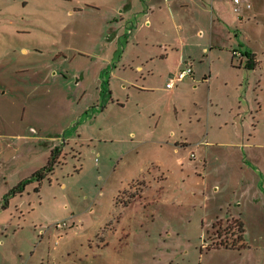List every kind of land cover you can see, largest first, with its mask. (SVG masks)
<instances>
[{"label":"rangeland","instance_id":"obj_1","mask_svg":"<svg viewBox=\"0 0 264 264\" xmlns=\"http://www.w3.org/2000/svg\"><path fill=\"white\" fill-rule=\"evenodd\" d=\"M121 1L0 0V204H10L0 218V264H257L262 251L212 247L234 241L231 195L216 191L214 160L203 162L209 151L250 152L264 164V0H252L249 33L235 23L232 44L203 58L212 79L197 92L180 85L174 100L121 82L124 67L141 83L144 65L164 88L175 73L159 56L162 32L134 40L141 13L122 22L114 10ZM216 1L226 9L231 0ZM255 41L253 67L241 55ZM110 97L115 104L99 109ZM62 222L66 230L52 228Z\"/></svg>","mask_w":264,"mask_h":264},{"label":"crops","instance_id":"obj_2","mask_svg":"<svg viewBox=\"0 0 264 264\" xmlns=\"http://www.w3.org/2000/svg\"><path fill=\"white\" fill-rule=\"evenodd\" d=\"M207 4V0H124L123 2L121 1L120 4L117 2L114 10L118 13L122 22H129L131 15L137 16V14L141 13V19L143 21L141 26H136L137 28H140L137 29V33L133 38L134 40L140 41L143 39L145 42H150L152 39V34L150 32H162L159 33L157 38L160 42L157 45L163 46V53L161 52L162 55L160 54L159 56L162 58L161 60L166 62H170L171 60L173 68H175V73L169 74L167 77L168 80L172 79L174 75L181 70H185L189 67L193 70V74L188 76L184 81L177 82L173 90H168L166 87L164 88L163 81L161 82L162 86H156L154 81L149 82V78L153 76V71L149 68L146 69L144 65H139L137 67V70L143 76V81H141V83H138L139 81L134 79L131 74H127L126 67L123 69L126 80L121 82H126L133 90H137V86H141L146 93L152 92V90L161 91L164 89L171 100L176 99V96L180 93V88H178L180 85L189 88L193 87V90L197 92V89L199 90L204 83L209 82L210 78L212 79V76H209L208 78L206 71L201 72V66L204 61L203 58L206 57L208 51H213L215 48H220L223 51L224 48H228V46L232 44L228 42L233 41L230 29L235 26V23L241 25L245 34L249 33V30L245 29V27L250 24V22H246L251 18L250 11L254 9V4L252 3V0H241L239 13L235 12L236 6L233 0L229 2V6L226 9L221 1L214 0L213 6L211 7L212 10ZM246 5L250 6V10L246 8ZM260 9H258V11H260ZM230 13H232V15H230ZM132 34L133 30H129V35ZM154 40L155 38L152 40V43ZM253 44L255 49L247 44L248 50L245 52L244 56L243 54L241 55V59L242 61L243 59L253 60L255 63L254 67H256V57L258 52L257 41L253 42ZM233 56L237 57L238 51H233ZM149 61H154V58L151 60L149 58L148 60L145 59L143 64H149ZM125 65L128 67L134 66L135 60L128 61ZM210 68L212 69L211 74H213L212 65ZM86 81L87 76L78 77L77 87H83L86 85ZM167 83L168 81L166 84ZM99 85L100 80L97 78V94H99L100 90ZM89 91H91V89L89 90L87 86L83 92L87 95L90 93ZM209 92L211 98L212 88H209ZM112 93L113 92H110L109 96ZM110 101L112 105L115 104L112 97H110L109 101H106L103 107H99V109L106 110ZM117 104L121 107L128 105L123 102L122 98L117 99ZM168 112H171V109H169ZM141 142L149 143L146 139ZM151 142L153 144L159 143V141L155 140ZM163 143L165 142L163 141ZM178 144V142L175 143V145ZM182 145L187 147L188 143L182 141ZM55 149L56 152L59 151L58 147ZM255 155L259 159H262L260 158V154ZM258 158L250 156V152L244 153L241 156L240 154L228 155L224 153H216L212 158L209 151V158H206L203 162L205 163L208 160L211 162V160H214L215 165H212V167L213 174L216 176V191H227V193L231 195V198L226 201V203L230 202L229 206L231 207V211L229 210L228 213L229 222H232L233 224L238 221L244 225V241L240 245H237L236 248H225L227 250L237 251L241 255L246 253V251H248V254H251L250 251L252 250L264 252V247H253L248 241V239L264 241V164L257 162L256 160ZM194 159H196V156ZM228 159H235L237 161L243 159L244 164L239 162L237 163V167L221 166V164ZM251 174L255 177L253 179L254 182L261 177L262 181L259 179L261 183L260 188L256 185L252 186L251 181H249V175ZM222 176L224 177L223 180H226V185L224 187L217 183L222 181L219 178ZM22 182L23 181L18 183V185L22 186ZM204 183L207 192L208 185L206 179L204 180ZM9 207V200H5L4 203L2 202V204H0V218L4 217L3 215ZM205 209L207 210L206 206ZM70 217H75V215H71ZM44 235L45 233L42 234V236ZM63 237L64 236H62L61 239H63ZM235 238L236 236L232 237L231 235L232 240ZM255 255L258 256L256 253ZM22 258L23 256L21 254L18 259L20 260ZM260 261H264V259L262 257L256 259L257 264H260ZM20 262L21 261H18L17 264H20Z\"/></svg>","mask_w":264,"mask_h":264},{"label":"trees","instance_id":"obj_3","mask_svg":"<svg viewBox=\"0 0 264 264\" xmlns=\"http://www.w3.org/2000/svg\"><path fill=\"white\" fill-rule=\"evenodd\" d=\"M249 64L252 65L253 67L255 66V63L253 62V60H249ZM55 156V155H54ZM53 158V157H52ZM52 161V159H51ZM51 166V162L49 163L48 165V168L47 169H44L43 171H40L38 172L36 175H35V178L38 179V181H42L43 178L49 173L52 172V168H50ZM134 197V196H133ZM233 229V230H232ZM230 231H235V232H232L231 235L232 237L233 236H236L235 239H233L234 241L231 243L229 242H221V243H218V244H213L212 247L213 248H236L237 245H240L243 241H244V238H243V234L245 232V229H244V225L241 223V222H234L232 224V227L231 229L229 230ZM221 239V238H220ZM211 247V245H210Z\"/></svg>","mask_w":264,"mask_h":264},{"label":"built area","instance_id":"obj_4","mask_svg":"<svg viewBox=\"0 0 264 264\" xmlns=\"http://www.w3.org/2000/svg\"><path fill=\"white\" fill-rule=\"evenodd\" d=\"M235 4V12L239 13L240 12V7L241 6V0H233ZM250 7V6H249ZM236 54V53H235ZM193 74L192 68H187L185 70H181L178 73L174 75L172 79L169 80V82L166 84V89L168 90H173L175 87V84L177 82H182L184 81L188 76H191ZM192 158H195V155L192 156ZM69 227V224L67 222H62V223H57L55 224L52 228L58 232H62L66 230ZM61 239V236H59Z\"/></svg>","mask_w":264,"mask_h":264},{"label":"bare ground","instance_id":"obj_5","mask_svg":"<svg viewBox=\"0 0 264 264\" xmlns=\"http://www.w3.org/2000/svg\"><path fill=\"white\" fill-rule=\"evenodd\" d=\"M247 9H250V7L248 6Z\"/></svg>","mask_w":264,"mask_h":264}]
</instances>
